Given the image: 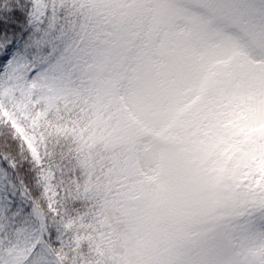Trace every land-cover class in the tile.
Here are the masks:
<instances>
[{
    "label": "snow or ice",
    "instance_id": "snow-or-ice-1",
    "mask_svg": "<svg viewBox=\"0 0 264 264\" xmlns=\"http://www.w3.org/2000/svg\"><path fill=\"white\" fill-rule=\"evenodd\" d=\"M0 264H264V0H0Z\"/></svg>",
    "mask_w": 264,
    "mask_h": 264
}]
</instances>
